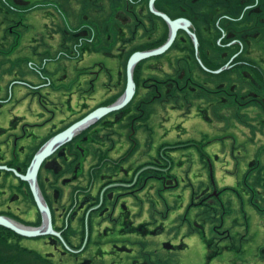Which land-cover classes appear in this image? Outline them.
Returning a JSON list of instances; mask_svg holds the SVG:
<instances>
[{
    "label": "flooded vegetation",
    "instance_id": "1",
    "mask_svg": "<svg viewBox=\"0 0 264 264\" xmlns=\"http://www.w3.org/2000/svg\"><path fill=\"white\" fill-rule=\"evenodd\" d=\"M0 264H264V0H0Z\"/></svg>",
    "mask_w": 264,
    "mask_h": 264
},
{
    "label": "water",
    "instance_id": "2",
    "mask_svg": "<svg viewBox=\"0 0 264 264\" xmlns=\"http://www.w3.org/2000/svg\"><path fill=\"white\" fill-rule=\"evenodd\" d=\"M94 115H90L87 118H85L84 120H82L81 124H84L86 122H88ZM9 226V225H8ZM32 234H36V232H33Z\"/></svg>",
    "mask_w": 264,
    "mask_h": 264
}]
</instances>
